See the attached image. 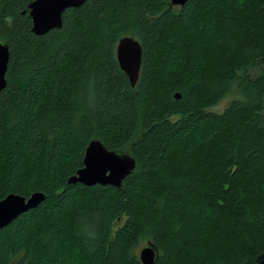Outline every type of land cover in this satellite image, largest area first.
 Here are the masks:
<instances>
[{"label":"trees","instance_id":"1","mask_svg":"<svg viewBox=\"0 0 264 264\" xmlns=\"http://www.w3.org/2000/svg\"><path fill=\"white\" fill-rule=\"evenodd\" d=\"M31 1L0 0V199H45L0 229V264H141L145 240L155 264H253L264 250V0H85L44 35L31 31ZM123 36L142 49L134 86L116 58ZM92 139L135 159L120 187L68 183Z\"/></svg>","mask_w":264,"mask_h":264},{"label":"water","instance_id":"2","mask_svg":"<svg viewBox=\"0 0 264 264\" xmlns=\"http://www.w3.org/2000/svg\"><path fill=\"white\" fill-rule=\"evenodd\" d=\"M187 0H170V6H182ZM85 0H32L24 10L32 21L31 31L44 35L49 30L62 26V14L66 9L78 8ZM142 49L137 39L123 36L116 45V58L120 69L127 75L130 85L134 86L139 77ZM9 61L8 44L0 39V93L6 86V72ZM175 98H180L176 93ZM135 159L128 150L107 149L99 139H92L85 148L83 166L68 178V183H81L86 186L95 184L120 187L122 180L132 172ZM45 199L40 191L28 197L9 193L0 199V229L10 224L20 214L37 207ZM157 249L153 242L140 248L138 256L141 264H155ZM253 264H264V250Z\"/></svg>","mask_w":264,"mask_h":264},{"label":"rangeland","instance_id":"3","mask_svg":"<svg viewBox=\"0 0 264 264\" xmlns=\"http://www.w3.org/2000/svg\"><path fill=\"white\" fill-rule=\"evenodd\" d=\"M248 74L250 76H253L255 74H257V69L256 68H251L248 71ZM237 92L232 89L228 94H226L219 102L218 104H216L215 106L211 107L209 110L214 111V112H222L227 106L228 104L235 98H237ZM147 244V241H142L139 246H138V253L140 248H142L143 246H145Z\"/></svg>","mask_w":264,"mask_h":264}]
</instances>
